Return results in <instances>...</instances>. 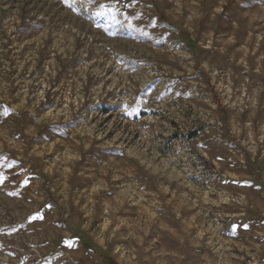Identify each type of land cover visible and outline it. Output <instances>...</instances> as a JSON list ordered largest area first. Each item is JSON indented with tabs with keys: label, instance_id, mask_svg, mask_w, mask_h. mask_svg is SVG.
Returning a JSON list of instances; mask_svg holds the SVG:
<instances>
[{
	"label": "rangeland",
	"instance_id": "374dc122",
	"mask_svg": "<svg viewBox=\"0 0 264 264\" xmlns=\"http://www.w3.org/2000/svg\"><path fill=\"white\" fill-rule=\"evenodd\" d=\"M109 262L264 264V0H0V264Z\"/></svg>",
	"mask_w": 264,
	"mask_h": 264
},
{
	"label": "crops",
	"instance_id": "0c3cea01",
	"mask_svg": "<svg viewBox=\"0 0 264 264\" xmlns=\"http://www.w3.org/2000/svg\"><path fill=\"white\" fill-rule=\"evenodd\" d=\"M207 5L206 3H204L203 7H202V10L200 11L199 13V16H206L207 15Z\"/></svg>",
	"mask_w": 264,
	"mask_h": 264
},
{
	"label": "trees",
	"instance_id": "16d2710c",
	"mask_svg": "<svg viewBox=\"0 0 264 264\" xmlns=\"http://www.w3.org/2000/svg\"><path fill=\"white\" fill-rule=\"evenodd\" d=\"M108 261V260H107ZM109 264H110V262H109Z\"/></svg>",
	"mask_w": 264,
	"mask_h": 264
}]
</instances>
